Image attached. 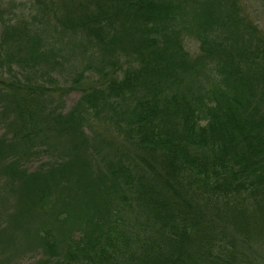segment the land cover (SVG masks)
Wrapping results in <instances>:
<instances>
[{
  "label": "trees",
  "instance_id": "obj_1",
  "mask_svg": "<svg viewBox=\"0 0 264 264\" xmlns=\"http://www.w3.org/2000/svg\"><path fill=\"white\" fill-rule=\"evenodd\" d=\"M243 3L0 0L15 259L264 261V28Z\"/></svg>",
  "mask_w": 264,
  "mask_h": 264
},
{
  "label": "rangeland",
  "instance_id": "obj_2",
  "mask_svg": "<svg viewBox=\"0 0 264 264\" xmlns=\"http://www.w3.org/2000/svg\"><path fill=\"white\" fill-rule=\"evenodd\" d=\"M258 5V7H256ZM243 8L246 9V11L250 12V13H254L255 17H257L255 20L258 23V25H260L261 27L264 28V10H263V6L260 3L259 0H245V3H243ZM185 40V39H184ZM186 44H187V49L188 51L191 53L193 50L197 49L195 40L193 39V37H189L185 40ZM81 54L82 52L79 51ZM80 55L76 56L74 59H76V62H79V58ZM65 72V69H63ZM79 99V93L78 92H73L70 93L69 95L64 96L60 101H56L57 103L55 104V107L57 109H59V111L62 114H66L74 105L75 103L78 101ZM54 106V105H53ZM3 133V131H0V135ZM87 133V131H86ZM89 136V135H88ZM39 164V162H28L24 165V168H27L28 171H33L34 169H36V166ZM16 187H10V190L13 191H18ZM4 191L5 190V186L3 185V182L0 181V232L1 230L4 228L5 226V222H6V218L4 215L5 212L8 211V209H6L8 203L9 206L12 207L13 203L11 201V204L9 202V197L7 195H4ZM4 192V193H3ZM29 206V203L26 202L25 204H23L22 207V211H26L27 207ZM12 209H10L9 214H12ZM9 234V235H8ZM7 237H12V235L10 233H7L5 235H0V264H29V262L32 260L31 258L27 257H23L21 261H18L17 257L15 259L13 254L17 253V250H13L10 251L7 248L11 247V242H7V248H5L3 246L5 238ZM261 256L264 258V255L261 253ZM261 261V260H259ZM260 264H264V261H261Z\"/></svg>",
  "mask_w": 264,
  "mask_h": 264
}]
</instances>
